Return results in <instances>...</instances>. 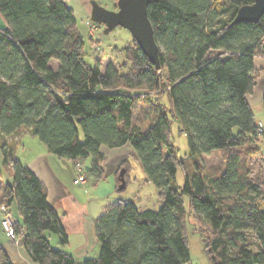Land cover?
<instances>
[{
    "label": "trees",
    "instance_id": "trees-1",
    "mask_svg": "<svg viewBox=\"0 0 264 264\" xmlns=\"http://www.w3.org/2000/svg\"><path fill=\"white\" fill-rule=\"evenodd\" d=\"M254 2L151 0L160 69L133 40L125 60L102 72L100 62L85 61V40L67 0H0V139L32 129L49 153L75 166L88 163L96 182L105 174L101 148L130 144L162 201L159 210L116 202L95 221L99 256L78 261L62 249L69 237L45 186L18 159L16 146L2 143L4 164L12 168L3 197L7 208L16 204L21 221L14 236L34 263L187 264L192 225L206 233L211 264H264V189L250 178L264 131L247 100L263 72L255 59L264 58V15L232 25L239 8ZM140 91L164 108L145 130L134 125ZM174 120L187 136L194 173L178 157ZM214 151L223 167L206 179L202 156ZM129 169L127 161L117 167L120 185L124 170L127 186ZM0 264H12L1 245Z\"/></svg>",
    "mask_w": 264,
    "mask_h": 264
},
{
    "label": "rangeland",
    "instance_id": "rangeland-1",
    "mask_svg": "<svg viewBox=\"0 0 264 264\" xmlns=\"http://www.w3.org/2000/svg\"><path fill=\"white\" fill-rule=\"evenodd\" d=\"M97 2L109 11L118 10V0H97ZM68 4L75 11L79 31L85 40V61L91 66H94L96 62H100L102 72L105 71L107 65L110 63L116 66L122 63L125 60L123 50L126 47L133 45L134 39L131 33L122 27H117L110 33L105 34V27L103 25H97L91 21V0H68ZM52 66L57 68L58 63L53 62ZM255 67L258 70H263V72L259 74L254 91L249 95V100L252 104L251 107L255 114L256 123L259 126L260 122L264 123V58L257 57L255 59ZM136 95H141L142 97L139 98L134 106V125L145 130L155 121L158 114L163 112L164 108L158 105V102H151L147 97V93L144 91L137 92ZM151 99L153 101L155 100L154 97H151ZM162 103L166 104L167 102L162 100ZM172 140L177 147L179 159L185 163L189 162L190 173H194L195 170L190 158L188 139L187 136L181 132L178 120H174L172 123ZM258 148L260 149V152H255L251 159L250 178L253 182L258 183L261 188L264 189V138L260 140ZM125 161L128 162L130 169L127 175V186L124 190H119L120 183L118 182V177L115 172L110 175L104 174L102 179L98 182H94L96 185L100 183L98 186H90L92 190L91 193L98 190L105 198V202L100 206V208L102 206L104 208L103 213L119 200L131 202L139 210H159L162 206L161 198L155 185L151 182L145 181L146 176L138 156L133 152V154L128 156ZM111 162V159H106L104 166L109 169ZM88 166L89 164L87 163L85 169ZM201 166V172L206 179L208 176H213L218 173L221 167H223L221 154L214 151L210 154L203 155ZM0 172L1 181L7 183V181L10 180V169L4 164L1 148ZM184 181V172L182 167H180L176 176V185L182 187ZM12 208L13 212L16 213V205ZM202 229L199 227L194 229L192 225H189L188 245L190 261L187 264H211L208 258V253L205 250V242L203 241L204 237L202 236V234L206 233L203 232ZM46 237L49 238L53 248L59 246V239L56 235L46 233ZM250 239L252 241V247L257 250V246L254 242L256 240L252 238ZM99 253L100 249L98 246L96 252L91 254L88 258H97Z\"/></svg>",
    "mask_w": 264,
    "mask_h": 264
},
{
    "label": "crops",
    "instance_id": "crops-1",
    "mask_svg": "<svg viewBox=\"0 0 264 264\" xmlns=\"http://www.w3.org/2000/svg\"><path fill=\"white\" fill-rule=\"evenodd\" d=\"M247 100L252 105L249 96ZM2 143L15 145L18 159L45 186L48 202L59 212L61 222L69 237L68 244L62 249L71 253L78 261H83L95 253L99 246L95 221L103 214L104 208L103 206L100 208V206L105 202V198L98 190L91 193L90 186H98L100 183L96 185L95 179L87 173L85 184H75L74 181L77 178L75 164L49 153L46 146L33 134L32 129L3 137L0 139V147ZM100 152L107 160H112L109 169L103 166L104 173L110 175L128 156L133 154V149L130 144L115 149L104 146ZM78 162L80 161L77 160ZM8 169H10V180L7 183L11 181L12 173V168L8 167ZM7 183L1 181L0 174V245L9 256L12 264H36L19 243L9 237L2 227V221L6 216L3 211V207L6 206L3 189ZM15 205L6 208L13 220L20 222L18 211L13 212L12 207ZM57 248H61V246L59 245Z\"/></svg>",
    "mask_w": 264,
    "mask_h": 264
},
{
    "label": "water",
    "instance_id": "water-1",
    "mask_svg": "<svg viewBox=\"0 0 264 264\" xmlns=\"http://www.w3.org/2000/svg\"><path fill=\"white\" fill-rule=\"evenodd\" d=\"M151 0H118V10L109 11L97 0H91V21L105 27L108 34L117 27L128 30L148 60L160 69V48L156 42L154 29L148 16ZM264 15V0H255L251 5L239 8L232 25L241 23H258ZM89 171V167L86 168ZM125 171L120 173L119 190L126 187Z\"/></svg>",
    "mask_w": 264,
    "mask_h": 264
},
{
    "label": "built area",
    "instance_id": "built-area-1",
    "mask_svg": "<svg viewBox=\"0 0 264 264\" xmlns=\"http://www.w3.org/2000/svg\"><path fill=\"white\" fill-rule=\"evenodd\" d=\"M259 128L261 129V131H264V123H260ZM75 168L77 171V178L75 179L74 183L81 184V185L85 184L87 182V172H86L85 167L80 162H78ZM3 210L6 213V217L2 222L3 229L8 234L9 237H11L12 239L16 241L15 236H14V225L16 222L13 220L11 215L8 213L6 206L3 207Z\"/></svg>",
    "mask_w": 264,
    "mask_h": 264
}]
</instances>
